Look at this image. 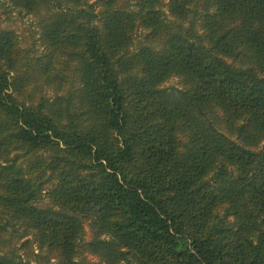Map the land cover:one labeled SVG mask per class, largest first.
Listing matches in <instances>:
<instances>
[{
  "label": "trees",
  "instance_id": "1",
  "mask_svg": "<svg viewBox=\"0 0 264 264\" xmlns=\"http://www.w3.org/2000/svg\"><path fill=\"white\" fill-rule=\"evenodd\" d=\"M9 2L49 61L0 30V264L17 225L59 264H264V0Z\"/></svg>",
  "mask_w": 264,
  "mask_h": 264
},
{
  "label": "rangeland",
  "instance_id": "2",
  "mask_svg": "<svg viewBox=\"0 0 264 264\" xmlns=\"http://www.w3.org/2000/svg\"><path fill=\"white\" fill-rule=\"evenodd\" d=\"M132 1V0H131ZM166 2V1H165ZM165 13L168 14L167 8H163ZM200 9H198L199 11ZM50 13L47 10L40 11L39 14H28L25 11H20L13 8L10 5L9 0L0 1V30L11 31L17 38L19 47L21 51H27L29 53V58H31V63L35 65L39 59L43 63L49 61V56L47 50L41 41V26L43 25V19ZM173 21V17H169ZM189 23L183 25V27H188ZM146 32L140 29L134 35V45L132 49L136 48L138 44L144 41ZM23 54V52H22ZM64 59L61 58V62L55 65L52 69L50 77L56 80V75H63V80L61 81V89L59 90L54 82L46 84L42 82L41 87L30 86L26 89L27 94L31 95L29 98L39 100L40 96L49 98L52 101L57 95H61L63 92L69 89V86L76 85V75L73 70L74 65L70 63V67H65L62 63ZM39 64L37 65V67ZM58 81V80H57ZM180 80L176 77H171L162 84V88L180 87ZM36 100V101H37ZM41 206H48L49 200L46 194H43L40 204ZM85 241L90 240L91 231L87 225H85ZM29 241V244H23L25 241ZM2 249L6 251H14L23 261H28L29 264H59L58 261L53 258L46 250L40 251L35 243H32L31 236L25 234V230L22 226L17 225L15 230L10 229L3 236ZM85 259L88 264H103L102 261L91 254H87Z\"/></svg>",
  "mask_w": 264,
  "mask_h": 264
}]
</instances>
